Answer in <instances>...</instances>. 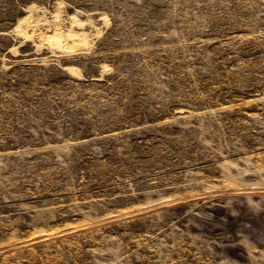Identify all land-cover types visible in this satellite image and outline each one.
<instances>
[{"label":"rangeland","instance_id":"1","mask_svg":"<svg viewBox=\"0 0 264 264\" xmlns=\"http://www.w3.org/2000/svg\"><path fill=\"white\" fill-rule=\"evenodd\" d=\"M0 264H264V0H0Z\"/></svg>","mask_w":264,"mask_h":264}]
</instances>
